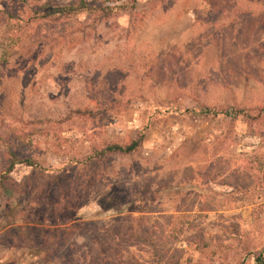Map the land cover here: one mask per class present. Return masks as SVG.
Segmentation results:
<instances>
[{"label":"rangeland","instance_id":"rangeland-1","mask_svg":"<svg viewBox=\"0 0 264 264\" xmlns=\"http://www.w3.org/2000/svg\"><path fill=\"white\" fill-rule=\"evenodd\" d=\"M79 1L0 0V173L5 133L47 131L40 168L0 188V264H249L264 249V0L26 19ZM138 137L129 157L83 163Z\"/></svg>","mask_w":264,"mask_h":264},{"label":"trees","instance_id":"trees-1","mask_svg":"<svg viewBox=\"0 0 264 264\" xmlns=\"http://www.w3.org/2000/svg\"><path fill=\"white\" fill-rule=\"evenodd\" d=\"M35 10H30L26 19L31 20L34 16L38 14L42 17L53 16H71L75 15L81 11H98L100 16L109 15L114 9L120 11H128L129 13L136 7V0H80L79 2L68 4L58 7H46L43 4L35 3ZM0 13H3L0 10ZM25 14V9L23 7H18L15 9L14 14H9L10 18L18 19ZM37 19V17H36ZM90 88L94 90V86L91 83ZM95 95L99 96V93L95 91ZM90 101L95 97H89ZM90 113L89 108L85 107L78 110V114ZM257 118L264 121V110L261 109L257 113ZM47 134L45 127L34 126L30 130L12 128L7 133H5L2 143L4 144L5 155L7 158V165L5 170L0 173V188H6L9 185L10 173L16 168V166H27L32 169H38L41 166L39 160V155L35 154L36 150H39V146L34 143L32 139L34 136H44ZM34 137V138H35ZM142 137L136 139L128 138L122 142H113L108 139H103L96 144H92L85 155L83 163L95 164L97 167H103L109 165V161L112 158L117 157H129L132 154L138 152L142 147ZM59 179V175L55 176L52 180H49L48 187L55 185V182ZM135 230V229H134ZM133 230V231H134ZM141 241L145 242L152 241L153 236H149L145 239L144 236H140ZM153 242V241H152ZM152 249L156 252V246L154 243L151 244ZM48 259H54V253L52 251L43 250ZM249 264H264V249H262L258 254L252 255Z\"/></svg>","mask_w":264,"mask_h":264}]
</instances>
